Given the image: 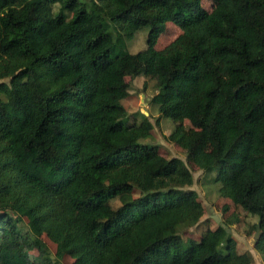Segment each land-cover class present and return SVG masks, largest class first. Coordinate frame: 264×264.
Returning <instances> with one entry per match:
<instances>
[{
    "label": "trees",
    "instance_id": "obj_1",
    "mask_svg": "<svg viewBox=\"0 0 264 264\" xmlns=\"http://www.w3.org/2000/svg\"><path fill=\"white\" fill-rule=\"evenodd\" d=\"M140 76L167 139L257 217L264 264V0H0V264H254L224 226L180 235L204 208L185 163L143 142L153 124L125 122Z\"/></svg>",
    "mask_w": 264,
    "mask_h": 264
},
{
    "label": "rangeland",
    "instance_id": "obj_2",
    "mask_svg": "<svg viewBox=\"0 0 264 264\" xmlns=\"http://www.w3.org/2000/svg\"><path fill=\"white\" fill-rule=\"evenodd\" d=\"M217 2L218 0H202V6L207 11H211ZM110 31L116 36L113 27H110ZM180 31L177 24L173 22L166 23V29L159 35L155 48L163 50L176 39ZM147 33V28L138 30L134 37L127 41L126 50L132 54L144 50L147 47ZM125 80L129 84V96L122 100V105L128 114L125 122H140L143 118H147L153 124V129L151 130L150 137L143 142L154 145L159 154L166 159L179 158L192 173L193 184L189 189L197 193L198 200L203 205L204 214L196 226L180 227L182 238L184 240L198 241L207 229H214L221 225L236 240L240 252H250L255 259L254 264H263L260 254L253 249L257 233L251 226L257 222V217L234 207L229 200L222 197L220 185L214 180L215 171L204 172L199 170L192 160L187 159L185 151L179 144L172 143L167 139V136L173 132L177 124L168 118H162L159 123H156L158 106L152 103V97L157 93L155 82L142 76L134 79L126 77ZM182 125L188 128L190 123L184 120ZM111 204L116 207L119 203L113 201ZM224 206L228 208L227 211L223 210ZM232 215L238 216L239 223L233 225L225 224ZM43 239L50 250V254L53 256L55 252L54 244L46 237ZM59 264H74V259L66 256L60 260Z\"/></svg>",
    "mask_w": 264,
    "mask_h": 264
},
{
    "label": "crops",
    "instance_id": "obj_3",
    "mask_svg": "<svg viewBox=\"0 0 264 264\" xmlns=\"http://www.w3.org/2000/svg\"><path fill=\"white\" fill-rule=\"evenodd\" d=\"M255 260V259H254Z\"/></svg>",
    "mask_w": 264,
    "mask_h": 264
}]
</instances>
